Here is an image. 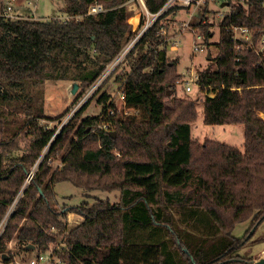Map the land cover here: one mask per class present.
<instances>
[{"label": "trees", "instance_id": "16d2710c", "mask_svg": "<svg viewBox=\"0 0 264 264\" xmlns=\"http://www.w3.org/2000/svg\"><path fill=\"white\" fill-rule=\"evenodd\" d=\"M128 1L65 0L67 19L0 15V225L14 207L0 234V256L12 260L13 242L17 250L46 253L64 235L61 251H54L62 264H255L238 252L264 222V60L235 40L233 28H247L258 42L264 0H224L231 11L219 23L218 42L208 7L193 24L209 51L217 50L214 67L200 71L197 81L206 92L204 122L244 124L243 148L191 138L197 102L172 98L180 59L168 56L160 23L128 55L130 70L116 76L123 110L101 86L94 94L99 115L82 118L88 101L59 133L49 125L54 118L44 112L43 84L70 80L82 95L98 80L135 35ZM166 1L146 5L156 13ZM97 3L105 11L88 14ZM59 156L62 167L54 169ZM61 182L118 191L119 199L59 209ZM69 212L82 223L69 225ZM247 222L248 233L235 237Z\"/></svg>", "mask_w": 264, "mask_h": 264}, {"label": "rangeland", "instance_id": "374dc122", "mask_svg": "<svg viewBox=\"0 0 264 264\" xmlns=\"http://www.w3.org/2000/svg\"><path fill=\"white\" fill-rule=\"evenodd\" d=\"M5 0H0V12L2 11L3 2ZM227 2L224 0H208L205 6H202L199 10H196L194 13V18L192 19L191 25L192 27L194 23H197L201 20L206 7H208V22L211 24L210 30L213 32V42H218L220 39V31H219V23L222 19L230 13L231 6L226 4ZM22 4L26 11L25 14L29 16H25L20 14L18 18H14L13 20H49L57 17L66 16L64 12L65 9V0H17L15 2V12L17 11V6ZM130 17L128 19V23L133 30L134 24L129 22V20L135 16H137V12L133 9L134 6L136 9L138 5L135 1L129 0L127 3ZM35 13L37 16L31 15V12ZM138 11V9H137ZM191 10L190 12H192ZM190 12L188 11H177L174 16H170L171 23L169 25V33L170 34H178L176 37L177 51H170L168 49V56L170 58H179L180 64L178 65L177 74L180 75L176 80V90L173 94L172 98H184L191 99L197 102L198 107V117L192 126V135L191 138L193 140H198L199 142H204L207 139L217 140L230 145H237L243 148L244 144V124H235V125H207L204 122V99L206 96V92H202L199 90L197 85L190 84L192 90L188 92L186 90V82L191 78V72H200L210 67H214L212 63L214 57L217 54V50L215 47H212V52L206 49L205 51H194V36L192 31L186 30L181 32L182 22L188 20ZM64 13V14H63ZM1 14V13H0ZM43 17H50L42 19ZM179 19V21L174 22L173 19ZM176 23V24H174ZM196 28V27H194ZM211 52L212 59L211 61L207 60L208 53ZM211 62V63H210ZM129 61H124L117 69L116 72L106 79V81L102 84V90L108 91L111 94L112 101L115 102L118 109L121 111L124 107V102L122 98V86L116 81V76L123 75L125 72L129 71ZM74 83L70 80H48L46 81L42 88L44 90V112L46 116L54 118L53 122H49L50 127H58L60 128L64 121H66L69 116L74 115V113L81 110L84 106L79 107L78 103L81 100V90H78L76 94H72ZM84 94V93H83ZM213 95V94H212ZM92 95L88 101L89 105L86 110L82 114L83 117H92L97 116L101 113L102 107L97 103L98 96L94 97ZM171 97L165 98V101L168 107L172 106ZM75 113V114H76ZM125 113H133L132 110H125ZM75 116V115H74ZM264 117V115H263ZM20 148H25L27 145V140L19 142ZM20 151L16 150L15 154H19ZM46 152L41 156V159L44 157ZM52 166L54 169H59L62 167L61 156L58 159L52 161ZM35 168V167H34ZM55 194L57 197L56 205L59 209L65 207L66 204L71 205H80L84 201H88L93 203L96 199H109L112 202H117L119 199V192H103L99 190H85L81 189L69 182H61L57 184L55 187ZM75 214L73 212H69ZM67 214V218L68 215ZM75 218L70 219L69 225L77 226L82 223L81 220H78L77 217L80 216L75 214ZM68 220V219H67ZM74 220V221H71ZM252 222H247L238 225L233 235L235 237H243L248 233L249 228H251ZM248 235L251 236L253 234L249 243L240 249L238 254L242 257H252L255 261H259L264 258V222L260 224L258 227L254 228ZM64 235L57 237L56 244H52L49 251L44 253L46 259L50 260L49 264H62L59 263L60 259L54 253V251L60 250L62 248L64 242ZM11 251V261H7L3 256H0V264H31L32 260H36L38 257V250H33L32 252H28L25 250H17L15 242L10 245ZM53 254L50 258L49 255ZM41 264H46V262H41Z\"/></svg>", "mask_w": 264, "mask_h": 264}, {"label": "built area", "instance_id": "2783aa9c", "mask_svg": "<svg viewBox=\"0 0 264 264\" xmlns=\"http://www.w3.org/2000/svg\"><path fill=\"white\" fill-rule=\"evenodd\" d=\"M17 0H9L5 6V9L0 14L6 18H9L13 20L14 18H18V16L15 15V2ZM135 1L138 5V11L136 7L134 6V10L137 12L138 16V26L133 28V31L135 32V35L130 39L124 42L122 50L120 53L116 56V58L111 61L107 66L102 75L96 80L81 96V100L78 103L79 107L85 105L88 102V99L94 95L97 90L102 86V84L106 81V79H109L111 75H113L116 72V69L127 60L128 55L130 52L134 49V47L139 43V41L142 39V37L150 30L152 29L157 23H160V34L164 37L163 39V45L165 46L166 51L168 52V49L170 51H177V44H176V37L178 34H170L169 33V25L171 23L170 16H174L176 13L171 11L178 9V11H191L189 18L187 21L182 22L181 25V32H184L186 30L192 31V34L194 36V51H205L209 48L206 44L205 37L200 31L198 27L194 28L191 25L192 19L194 18V13L196 10H199L202 6H205L208 0H167L164 6L156 13H152L147 5L146 0H131ZM129 2V1H128ZM105 11L102 4H94L90 7L88 14L97 15L101 12ZM170 13V14H169ZM167 15V16H166ZM173 19V18H172ZM174 22L179 21L178 18L173 19ZM176 24V23H174ZM168 25V28L166 27ZM234 38L235 40H242L246 43V45L249 47L250 50H254L258 56L261 57L262 60H264V36L258 41L254 42L252 38V32L249 31L247 28L244 27H234ZM191 78L187 80L186 82V90L190 92L192 90L190 84L197 85L199 72H191ZM198 87V86H197ZM211 96H214V94H210ZM122 98L124 99V93L122 88ZM124 101V100H123ZM76 113V112H75ZM74 113V115H75ZM110 115H114V110L109 111ZM69 116V118L63 122L60 128H58L57 133L61 131V129L69 123V121L74 117ZM105 129H108V125L103 126ZM14 207H12L3 220V222L0 225V234L3 232L8 218L10 214L12 213ZM53 254L51 253L49 257L51 258ZM46 262V264L50 263L49 259H46L45 254L41 253L38 255L36 260H32L31 264H41V262ZM61 263V261L59 262Z\"/></svg>", "mask_w": 264, "mask_h": 264}, {"label": "crops", "instance_id": "0c3cea01", "mask_svg": "<svg viewBox=\"0 0 264 264\" xmlns=\"http://www.w3.org/2000/svg\"><path fill=\"white\" fill-rule=\"evenodd\" d=\"M9 0H5L4 2H3V6H2V11L0 12V13H2L3 12V10L5 9V6H6V4H7V2H8ZM17 11L15 12V15L16 16H20V14H22V15H27V16H29L28 14H25L24 13V11H26V8L22 5V4H20V5H18L17 6ZM31 12V11H30ZM64 14V13H63ZM31 15H33V16H37V15H35V13H33V12H31ZM55 18H56V16H54ZM42 18V17H41ZM45 18H50V17H43L42 19H45ZM57 18H59V17H57ZM68 18V16L66 15L65 17L64 16H62V17H60V19H67ZM76 216H75V214H72V213H69V215H68V221L70 220V219H73V218H75ZM77 219L78 220H81V222L83 221V217H81V216H78L77 217ZM71 221H74V220H71Z\"/></svg>", "mask_w": 264, "mask_h": 264}, {"label": "water", "instance_id": "95a60500", "mask_svg": "<svg viewBox=\"0 0 264 264\" xmlns=\"http://www.w3.org/2000/svg\"><path fill=\"white\" fill-rule=\"evenodd\" d=\"M226 4L229 5L228 3H226ZM211 59H212L211 52H209V53H208L207 60H208V61H211ZM78 90H79V85H78V84H74V85H73L72 94H76ZM256 227H257V226H255L254 228H256ZM254 228L252 229L253 232H255V231H254ZM252 230H251V231H252ZM253 232H252V233H253ZM252 233H251V235H252ZM249 234H250V233H249ZM255 264H264V258L260 259L259 261H256Z\"/></svg>", "mask_w": 264, "mask_h": 264}, {"label": "bare ground", "instance_id": "6f19581e", "mask_svg": "<svg viewBox=\"0 0 264 264\" xmlns=\"http://www.w3.org/2000/svg\"><path fill=\"white\" fill-rule=\"evenodd\" d=\"M134 26H138V16H135L129 20Z\"/></svg>", "mask_w": 264, "mask_h": 264}, {"label": "flooded vegetation", "instance_id": "af4514ba", "mask_svg": "<svg viewBox=\"0 0 264 264\" xmlns=\"http://www.w3.org/2000/svg\"><path fill=\"white\" fill-rule=\"evenodd\" d=\"M251 226H252V224H251ZM254 227H255V226H254ZM254 227H253V228H254ZM253 228H252V229H253ZM252 229H251V230H252ZM251 230H250V232H251ZM248 235H249V234H248Z\"/></svg>", "mask_w": 264, "mask_h": 264}]
</instances>
